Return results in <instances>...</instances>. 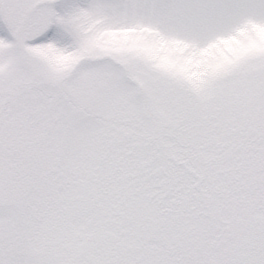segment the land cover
I'll return each mask as SVG.
<instances>
[{"label":"snow or ice","instance_id":"1","mask_svg":"<svg viewBox=\"0 0 264 264\" xmlns=\"http://www.w3.org/2000/svg\"><path fill=\"white\" fill-rule=\"evenodd\" d=\"M0 264H264V0H0Z\"/></svg>","mask_w":264,"mask_h":264}]
</instances>
